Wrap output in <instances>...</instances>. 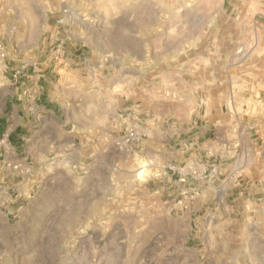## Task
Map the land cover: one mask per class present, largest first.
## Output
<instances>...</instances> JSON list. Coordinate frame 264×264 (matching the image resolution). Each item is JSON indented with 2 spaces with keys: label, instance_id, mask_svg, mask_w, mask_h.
Instances as JSON below:
<instances>
[{
  "label": "rangeland",
  "instance_id": "1",
  "mask_svg": "<svg viewBox=\"0 0 264 264\" xmlns=\"http://www.w3.org/2000/svg\"><path fill=\"white\" fill-rule=\"evenodd\" d=\"M0 264H264V0H0Z\"/></svg>",
  "mask_w": 264,
  "mask_h": 264
},
{
  "label": "crops",
  "instance_id": "2",
  "mask_svg": "<svg viewBox=\"0 0 264 264\" xmlns=\"http://www.w3.org/2000/svg\"><path fill=\"white\" fill-rule=\"evenodd\" d=\"M69 89V90H68ZM56 97L59 101H69L73 104L78 103V105H72L67 109V117L70 118L72 125L76 129H87L89 130L94 125L98 126L102 124L104 113L102 112L104 108L101 106H87L84 107L82 101H84V95L81 91L73 88H65L60 86L56 88ZM54 91V92H55ZM69 91V92H68ZM43 112V110H41ZM38 138L35 141V144L43 145L46 137L50 139L51 137H56L58 135V128L56 122L52 119L50 121L44 122L41 127L38 129Z\"/></svg>",
  "mask_w": 264,
  "mask_h": 264
},
{
  "label": "built area",
  "instance_id": "3",
  "mask_svg": "<svg viewBox=\"0 0 264 264\" xmlns=\"http://www.w3.org/2000/svg\"><path fill=\"white\" fill-rule=\"evenodd\" d=\"M137 137V131L134 128H128L119 140V145L133 142Z\"/></svg>",
  "mask_w": 264,
  "mask_h": 264
}]
</instances>
